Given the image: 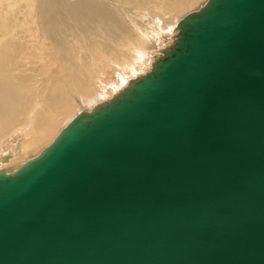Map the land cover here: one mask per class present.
I'll return each instance as SVG.
<instances>
[{
  "label": "water",
  "instance_id": "water-1",
  "mask_svg": "<svg viewBox=\"0 0 264 264\" xmlns=\"http://www.w3.org/2000/svg\"><path fill=\"white\" fill-rule=\"evenodd\" d=\"M179 30L0 171V264H264V0H208Z\"/></svg>",
  "mask_w": 264,
  "mask_h": 264
},
{
  "label": "bare ground",
  "instance_id": "bare-ground-1",
  "mask_svg": "<svg viewBox=\"0 0 264 264\" xmlns=\"http://www.w3.org/2000/svg\"><path fill=\"white\" fill-rule=\"evenodd\" d=\"M205 3L203 0H0V167H5L0 171L21 167L27 160L14 162L35 154L42 145H50L64 128L58 131L64 121L71 119L68 125L77 115L87 112L82 110L74 116L78 106L100 98L108 67L129 71L137 65L136 54L140 58L145 51L143 47L150 46L148 35H138L132 26L140 21L149 22L151 17L140 15L143 10L157 16L150 21L159 23L160 30L175 28L177 33L167 44L170 46L180 32L182 13L201 8ZM19 139L23 141L21 145ZM13 146H16L14 154L21 150L22 156L6 155ZM11 155L12 161L4 165Z\"/></svg>",
  "mask_w": 264,
  "mask_h": 264
},
{
  "label": "rangeland",
  "instance_id": "rangeland-1",
  "mask_svg": "<svg viewBox=\"0 0 264 264\" xmlns=\"http://www.w3.org/2000/svg\"><path fill=\"white\" fill-rule=\"evenodd\" d=\"M207 2V0H203V2ZM204 5V4H203ZM200 8V7H199ZM198 7H195V8H193V9H195V10H197V9H199ZM193 9H190V10H188V11H186V12H184V13H182V15L183 16H185L186 14H188L187 12H189V11H193ZM194 10V11H195ZM191 11V12H192ZM144 12H146L147 14H145ZM147 17V18H149V17H151L150 18V20H154V19H156L157 18V16H154V15H152V14H149V11H146V10H143L141 13H140V15L143 17L144 15ZM152 15V16H151ZM181 15V16H182ZM182 16V17H183ZM181 17V18H182ZM180 19V18H179ZM149 20V22L148 21H145V22H143V24H141V21L140 22H138V25H136V23H133V29L135 30V32L138 34V35H140V34H146V35H148V41H149V43L148 44H150V46L149 47H143V49H145V51H144V54H142V56H140V58L138 57V54H136V57H135V55H133L134 57H135V59H136V61H137V65L133 68V69H131V70H125V71H123L122 69H120L119 67H115V68H113L112 66H110V67H108V71H107V74H106V77H107V82H106V86H103V90L101 91V93H102V95L100 96V98L97 100V101H95V102H92V103H87V104H83L82 106H78L77 108L78 109H76L75 111H74V116L78 113V112H80V111H82V110H87V111H91L92 109H93V107H95L96 105H98V104H100V102L101 103H103V101H106V100H110V99H112L115 95H116V93H118L120 90H122L123 88H125L128 84L127 83H129V81L132 79H135L136 77H140L141 75H143V74H145L146 72H148L150 69H151V67H152V63L154 62V60H155V58L157 57V56H159V55H162V53H161V50L162 49H164L166 46H167V44H170L173 40V37H174V35H176V33H177V31L175 30V28L172 26L171 28H168V29H166V30H160L161 29V25L159 24V23H154V22H152V23H154V24H152L151 23V21ZM180 21V20H179ZM178 21V22H179ZM156 25V26H155ZM177 25V23H175V26ZM141 27V28H140ZM158 27V28H157ZM160 27V28H159ZM154 30V31H153ZM26 38H28V37H26ZM26 41H27V39H26ZM150 52V53H149ZM147 55V56H146ZM90 60H92V63L94 62V57H92ZM143 63V64H142ZM109 68H111L110 70H109ZM138 68V69H137ZM133 70V71H132ZM114 71V72H113ZM120 73V74H119ZM122 73V74H121ZM126 74V75H125ZM119 75V76H118ZM123 76V77H122ZM122 78V79H120V78ZM111 78V79H110ZM114 78H116L115 80H114ZM120 79V80H119ZM111 80H112V82H111ZM113 81H114V84H113ZM121 82V83H120ZM124 82H126L125 84H124ZM123 86V87H122ZM114 89V90H113ZM93 106V107H92ZM73 115H72V117H74ZM71 120V119H70ZM70 120H67L68 122L70 121ZM63 122L61 125H60V128H59V132H60V130L63 128V127H65V125L68 123V122ZM64 125V126H63ZM57 131V133H59ZM56 133V134H57ZM23 140H24V138H22ZM21 139H19L18 140V145H21L22 143H23V141H21ZM48 144V143H47ZM47 144L46 145H42L41 146V150L45 147V146H47ZM44 146V147H43ZM15 148H16V146H13L11 149L13 150H9L7 153L8 154H6L7 156L9 155V154H12V155H15L14 156V158L16 157H19V156H17V155H20V156H22V151L20 150V152L19 153H17V154H14L15 153ZM40 149V148H39ZM41 150H38V152H36L35 154H33V155H29V156H27V158H26V156H24V158H22V159H19V161L17 162H14V163H23V162H25L26 160L28 161V159H32V158H34V157H36L40 152H41ZM40 151V152H39ZM12 155L10 156V157H8V159L7 160H5L4 161V163L2 162V164H4V165H6V163H9V162H11L12 160H11V158H12ZM5 157V156H4ZM13 158V159H14ZM10 159V160H9ZM22 161V162H21ZM13 163V164H14ZM1 164V165H2ZM12 165V164H11ZM10 165V166H11ZM4 169L3 167H0V169Z\"/></svg>",
  "mask_w": 264,
  "mask_h": 264
}]
</instances>
